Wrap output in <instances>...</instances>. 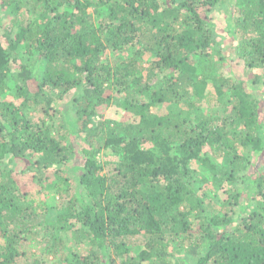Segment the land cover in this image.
I'll return each mask as SVG.
<instances>
[{
  "label": "trees",
  "instance_id": "16d2710c",
  "mask_svg": "<svg viewBox=\"0 0 264 264\" xmlns=\"http://www.w3.org/2000/svg\"><path fill=\"white\" fill-rule=\"evenodd\" d=\"M90 6L102 11L96 25ZM222 10L235 44L225 51L243 63L235 77L214 73L227 59L214 48ZM0 11L11 17L0 22V95L17 67L14 99L0 98V264H39L26 245L37 229L48 254L87 241L56 264H264V0H0ZM209 85L228 114L202 110ZM68 92L72 111L55 123ZM110 105L130 121L91 127ZM37 108L46 120L32 119ZM14 159L29 162L32 182L12 173ZM198 166L236 186L222 211L204 208ZM33 183L74 193L42 214Z\"/></svg>",
  "mask_w": 264,
  "mask_h": 264
},
{
  "label": "rangeland",
  "instance_id": "374dc122",
  "mask_svg": "<svg viewBox=\"0 0 264 264\" xmlns=\"http://www.w3.org/2000/svg\"><path fill=\"white\" fill-rule=\"evenodd\" d=\"M105 12V11H104ZM103 12V13H104ZM86 13L88 15V21L87 23H92L94 25H96L97 23L100 22L101 17L100 13H102V11L100 10V13L97 12V10L93 7L90 6L86 9ZM0 22L3 24L2 26L8 25L10 22L11 17L8 16L4 11H0ZM215 19V18H214ZM216 20L219 23L216 27L219 36L217 37V40H220V43L218 44V46H214V48L216 50H220V51H225L226 49H228V47H230L229 49L232 50V48H234L233 43L227 42L226 40L229 38V34H227L228 32H226V30L228 31V25L226 26L225 23V14L222 11L217 12L216 15ZM88 23V24H89ZM231 45V46H228ZM108 58L112 59L115 57L116 54H111L110 52L107 53ZM224 55L227 56L226 62L224 64V66H222L223 64L220 63L218 61L217 66L214 64L215 68H214V73L219 74V73H223L226 76H233L235 77L236 74H238V72H243V63L240 60L239 57H237L235 55L234 52H229L225 51L223 53ZM116 59V57H115ZM144 61L147 62L148 60L151 59V55L150 54H146L144 56ZM216 59V55L215 53H213V60H211L212 64L215 63ZM229 64L228 66H230V68L226 65ZM147 63H144V66ZM17 67H15V64H12V70L10 71V77L11 79H9V86L6 87L3 91V95H0L1 99H6V100H13V92H14V78L13 76H15V69ZM43 69V63H41V68ZM247 71V70H246ZM245 71V72H246ZM250 73H254V71L250 70ZM249 75V73L247 74V76ZM28 88L30 91L35 90L36 86L33 83L28 82ZM208 91H209V96L208 99H204L201 101V107L202 110L204 112H206L209 115H214V116H221L223 113L228 114L229 111L231 110L232 107V103L229 104H223V98L217 97L216 93H214V89L213 87H211L209 85L208 87ZM255 93H259L261 96V91L259 90L258 92L255 91ZM72 98V93L68 92L66 93V95L59 101L57 102V107L59 110V112L56 113V116L54 118L55 123L61 119L62 117V111L64 109V107L70 109L73 106V103L70 102ZM69 101V102H68ZM232 102L234 103V101L232 100ZM226 105V106H225ZM223 108H226L225 110H223ZM263 109H264V104H263ZM99 111L101 112V114L99 116H96L93 118V122L92 125H97L99 123V125H107L108 126H112V122L113 121H122L124 120L126 121H130L131 119V114L123 111L122 109L114 106V105H110L107 106L106 108H100ZM30 115L32 117L33 120L40 122L42 119L46 120V117L43 116V114L37 109L33 110L32 112H30ZM264 115V112H263ZM107 122V123H106ZM94 123V124H93ZM71 137V136H70ZM100 141L104 140V134L102 135V137L100 138ZM85 146L84 143H82L80 140L78 141V147L77 151L79 152V150L81 149V147ZM238 152L243 155V157H245L246 159L256 162L258 161L259 164L257 166V170L259 169V167H261V160H258L259 158L255 157L252 153H250L248 148H241V147H237ZM211 151V149H210ZM213 153V151H212ZM214 154V153H213ZM212 154V155H213ZM78 155V154H77ZM103 153H100L99 160L101 163H103V161L107 160V161H112L114 158L110 155L107 156H103ZM216 157V156H215ZM218 160L220 161L221 158L218 157ZM28 163L25 159H21V160H12L9 162L8 166L11 169L13 174H17L19 175L20 179L24 182H27L28 180L31 181V175H32V171L30 169H28ZM107 165L106 167H104V169L101 171L102 173L105 172L108 169ZM195 166L197 167V165H195V163L192 162V168H195ZM250 171H252V169H250ZM235 173H239L242 174V172H240L239 170H235ZM261 173V171H260ZM197 181L194 182L197 192L198 193H203L204 192V208L206 209V211H208L209 213L213 214V213H217L219 210L222 211V208H224V203L225 200H227L228 197H230V195L235 191L236 186H232V185H228L225 184L222 186H220V184H213L211 179L212 177L209 175L207 169L205 167H199L197 171L194 173ZM32 182V181H31ZM30 197L34 202L35 206H41L39 209L40 213H44V210L46 207H52V208H59V206L62 204L63 200L71 197L74 193V190L72 187L68 189H66L63 192H59L56 189L52 188V189H45L41 192H37V187L35 188L34 183L30 184ZM74 185V183L72 184ZM220 186V187H219ZM240 186V182L237 184V188ZM64 200V201H65ZM258 202V201H257ZM248 209H257L255 204H250V206H248ZM61 210V209H60ZM46 212V211H45ZM48 214H52V211L47 212ZM44 231L45 229L41 230V229H37L36 232L34 231L32 235L29 236V241L26 243L27 247H28V254H27V260L30 262H33V260H37L36 263L39 262V264H56L58 261V256H64L67 255L69 252L71 251H75L77 253H83L88 251V246H87V241H77L75 239H71L69 240L67 243L64 244V248L62 249L63 252H60L58 255H54V254H48L46 253V250H44V246H46V241L47 239H49L48 237L45 238V242L44 240ZM70 236V233L69 235ZM72 238V237H71ZM82 238H79V240ZM177 256H179L180 258H184V256L188 259L193 261V258L185 255L184 252L179 251L177 253Z\"/></svg>",
  "mask_w": 264,
  "mask_h": 264
}]
</instances>
